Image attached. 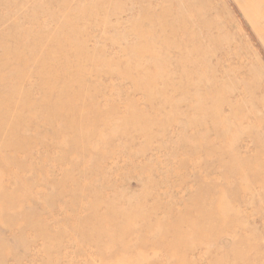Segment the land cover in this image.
<instances>
[{
    "label": "rangeland",
    "instance_id": "rangeland-1",
    "mask_svg": "<svg viewBox=\"0 0 264 264\" xmlns=\"http://www.w3.org/2000/svg\"><path fill=\"white\" fill-rule=\"evenodd\" d=\"M0 264H264V0H0Z\"/></svg>",
    "mask_w": 264,
    "mask_h": 264
}]
</instances>
